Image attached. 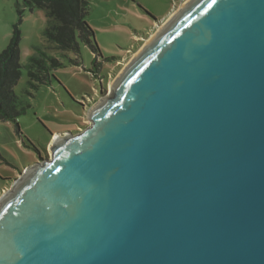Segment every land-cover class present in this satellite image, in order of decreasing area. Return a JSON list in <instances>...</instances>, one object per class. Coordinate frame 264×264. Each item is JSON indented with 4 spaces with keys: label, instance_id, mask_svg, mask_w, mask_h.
<instances>
[{
    "label": "water",
    "instance_id": "1",
    "mask_svg": "<svg viewBox=\"0 0 264 264\" xmlns=\"http://www.w3.org/2000/svg\"><path fill=\"white\" fill-rule=\"evenodd\" d=\"M0 196V264H264V0H188Z\"/></svg>",
    "mask_w": 264,
    "mask_h": 264
},
{
    "label": "rangeland",
    "instance_id": "2",
    "mask_svg": "<svg viewBox=\"0 0 264 264\" xmlns=\"http://www.w3.org/2000/svg\"><path fill=\"white\" fill-rule=\"evenodd\" d=\"M187 1L172 0L169 10L161 16L140 0L157 18L155 21L134 0H90L86 19L102 52V57L95 60L97 55L83 43L80 54L50 44L44 36L47 27L44 9L30 7L25 0H0V53L18 29L23 65H27L37 49L62 63L51 69L53 76L48 84L37 85L27 68L22 70L15 92L29 107L17 119L19 129L13 121H0V196L28 167L51 157L55 134L75 133L91 124L88 117L91 108L102 95L111 94L110 87L123 69Z\"/></svg>",
    "mask_w": 264,
    "mask_h": 264
},
{
    "label": "trees",
    "instance_id": "3",
    "mask_svg": "<svg viewBox=\"0 0 264 264\" xmlns=\"http://www.w3.org/2000/svg\"><path fill=\"white\" fill-rule=\"evenodd\" d=\"M25 2L30 7L44 9L47 17L44 36L50 44L61 50L80 54V44L83 43L97 55L95 60L102 57L95 31L86 19L90 13V0H25ZM19 44L20 32L16 29L9 44L0 53V121H13L17 129H19L17 119L24 115L29 107L15 92L22 70L27 68L31 80L39 85L51 82L53 76L51 69L62 66L58 59L42 49H37V53L29 57L27 65H23L20 61ZM75 63L79 64V61L75 60Z\"/></svg>",
    "mask_w": 264,
    "mask_h": 264
},
{
    "label": "crops",
    "instance_id": "4",
    "mask_svg": "<svg viewBox=\"0 0 264 264\" xmlns=\"http://www.w3.org/2000/svg\"><path fill=\"white\" fill-rule=\"evenodd\" d=\"M136 3H138V7H142L145 11H147L148 13H146L147 15H151L155 18V21L157 20V18L153 15L152 11H155L157 14L159 15H164L169 8L172 5V0H143L146 2L147 6H149V8H151V10L149 8H147L146 6H143L139 1L134 0ZM141 9V8H140Z\"/></svg>",
    "mask_w": 264,
    "mask_h": 264
},
{
    "label": "bare ground",
    "instance_id": "5",
    "mask_svg": "<svg viewBox=\"0 0 264 264\" xmlns=\"http://www.w3.org/2000/svg\"><path fill=\"white\" fill-rule=\"evenodd\" d=\"M185 4H186V3H185ZM185 4H184V5H185ZM184 5H183V6H184ZM166 22H167V21H166ZM166 22H165V23H166ZM165 23H164V24H165ZM164 24L162 25V27L164 26ZM159 30H160V29H159ZM147 42H148V41H147ZM128 64H129V63H128ZM127 66H128V65H127ZM125 68H126V67H125ZM112 86H113V85H111L110 89H112ZM50 147H51V146H50ZM50 154L52 155L51 150H50Z\"/></svg>",
    "mask_w": 264,
    "mask_h": 264
},
{
    "label": "built area",
    "instance_id": "6",
    "mask_svg": "<svg viewBox=\"0 0 264 264\" xmlns=\"http://www.w3.org/2000/svg\"><path fill=\"white\" fill-rule=\"evenodd\" d=\"M6 192H7V189H4L2 194L6 193Z\"/></svg>",
    "mask_w": 264,
    "mask_h": 264
}]
</instances>
